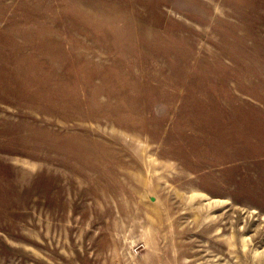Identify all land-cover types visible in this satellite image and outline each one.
<instances>
[{"label": "rangeland", "instance_id": "374dc122", "mask_svg": "<svg viewBox=\"0 0 264 264\" xmlns=\"http://www.w3.org/2000/svg\"><path fill=\"white\" fill-rule=\"evenodd\" d=\"M0 264H264V0H0Z\"/></svg>", "mask_w": 264, "mask_h": 264}]
</instances>
